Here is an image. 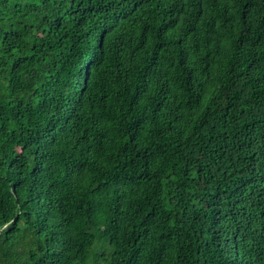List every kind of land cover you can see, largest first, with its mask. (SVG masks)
<instances>
[{
	"label": "trees",
	"instance_id": "trees-1",
	"mask_svg": "<svg viewBox=\"0 0 264 264\" xmlns=\"http://www.w3.org/2000/svg\"><path fill=\"white\" fill-rule=\"evenodd\" d=\"M0 264H264V0H0Z\"/></svg>",
	"mask_w": 264,
	"mask_h": 264
}]
</instances>
